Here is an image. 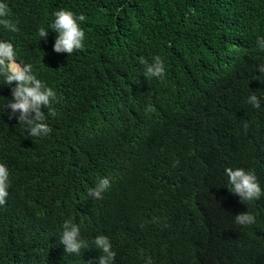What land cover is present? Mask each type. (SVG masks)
Wrapping results in <instances>:
<instances>
[{
    "label": "trees",
    "instance_id": "trees-1",
    "mask_svg": "<svg viewBox=\"0 0 264 264\" xmlns=\"http://www.w3.org/2000/svg\"><path fill=\"white\" fill-rule=\"evenodd\" d=\"M0 3L19 28L0 26V41L63 97L52 132L32 137L9 119L15 85L0 77V163L10 172L0 264H99V235L110 238L114 264H264V195L241 202L225 173L252 170L264 192V0ZM61 9L86 17L85 48L70 56L53 50ZM156 55L162 81L146 79L139 62ZM104 177V198L90 197ZM247 211L255 223H235ZM68 219L88 243L78 255L60 243Z\"/></svg>",
    "mask_w": 264,
    "mask_h": 264
},
{
    "label": "clouds",
    "instance_id": "clouds-1",
    "mask_svg": "<svg viewBox=\"0 0 264 264\" xmlns=\"http://www.w3.org/2000/svg\"><path fill=\"white\" fill-rule=\"evenodd\" d=\"M11 17V9L6 3H0V26L11 32H18V21L14 22ZM54 22L50 25L52 32L57 33L54 42V52L58 54L66 53L69 56L76 51L85 48V31L81 28L80 22L86 20L83 14L76 15L67 9L57 10L54 13ZM41 40H47L49 31L41 26L38 30ZM256 44L260 50L264 51V37H258ZM139 62L144 65V76L146 79L163 80L166 77L165 63L161 56L156 55L149 62L144 57L139 58ZM258 71L264 73V65L259 66ZM0 77L11 87V100L4 105V109H10L9 119L15 118L18 124L24 126L28 134L32 137H47L52 129L48 126L49 117H57L58 111L54 105L61 103L63 97L60 96L45 81L39 79L34 71L32 63L17 62L14 45L9 41H0ZM3 98V97H0ZM4 99V98H3ZM248 103L254 108L261 107V98L256 93L251 92ZM47 109V112H45ZM154 108L151 104L145 108L146 113H151ZM18 114V115H17ZM244 133L247 134L249 124L243 121ZM178 163V161H177ZM225 173L231 187V193L237 195L241 202H251L259 200L264 192L257 176L252 170L243 168H226ZM10 172L4 163H0V206L6 204L10 187ZM111 187L110 178H101L95 187L90 188L88 195L94 199H103V194ZM255 216L251 212L240 213L235 216V223L241 226H249L255 223ZM156 222L155 218L154 221ZM60 243L65 246L67 254H80L82 250L88 248V243L81 236L80 227L73 223L71 219L65 220L62 225ZM95 248L100 250L102 255L99 264H114L117 253L113 250L110 238L106 235H99L94 238ZM143 255V250H140ZM145 264H153L152 258H146Z\"/></svg>",
    "mask_w": 264,
    "mask_h": 264
}]
</instances>
